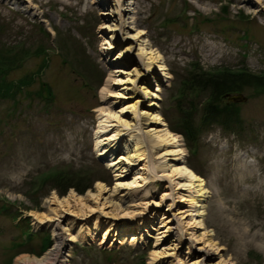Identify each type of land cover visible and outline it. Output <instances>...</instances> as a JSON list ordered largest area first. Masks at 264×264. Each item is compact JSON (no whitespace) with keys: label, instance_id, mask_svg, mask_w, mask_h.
Listing matches in <instances>:
<instances>
[{"label":"rangeland","instance_id":"obj_1","mask_svg":"<svg viewBox=\"0 0 264 264\" xmlns=\"http://www.w3.org/2000/svg\"><path fill=\"white\" fill-rule=\"evenodd\" d=\"M10 1L0 0V55L7 57L0 61L5 82L0 96V264H16L19 255L42 256L55 244V231L67 238L72 229L61 227L94 217L100 220L95 237L66 240L51 264H150L153 251L159 255L156 264H173L174 254H166L170 249L164 247L175 243L176 236L155 237L169 213L184 237L194 232L192 237L200 240L196 246L206 243L210 254L205 264H264V88L248 85L237 91L246 97L234 101L240 123L232 129L216 123L202 127L191 150L178 131L177 109L191 99L199 111L207 96L208 91L186 89L185 82L196 72L193 67L264 73V5L245 0H119L122 25L114 38L103 25L117 22L115 13H99L110 10L113 0ZM105 36L113 41L111 47ZM127 45L123 57L116 58ZM141 45L153 50L165 68L150 69L138 79L157 95L155 105H147L150 96H145L140 106L156 110L180 138L186 164L203 179L202 213L192 215L189 191L180 186L183 180L159 167L140 186L144 194L135 196L149 202L128 223L132 231L145 228L139 240L116 242L112 231L100 244L101 230L122 221L114 217L127 210L126 201L119 206L115 196L108 197L115 176L106 163L121 150L97 155L95 130L132 99L102 100L100 90L108 77L118 74L111 72L114 66L131 70ZM104 105L111 107L109 117L98 112ZM142 121L144 127L151 125L145 116ZM158 153L152 155L155 164L168 160L166 155L156 157ZM97 183L106 192L96 195ZM69 193L82 198L68 199L72 205L67 210L58 201ZM43 215L51 220H39ZM194 217L201 219V227ZM186 242L182 239L176 249L180 264H190L200 253L196 248L185 253Z\"/></svg>","mask_w":264,"mask_h":264},{"label":"bare ground","instance_id":"obj_2","mask_svg":"<svg viewBox=\"0 0 264 264\" xmlns=\"http://www.w3.org/2000/svg\"><path fill=\"white\" fill-rule=\"evenodd\" d=\"M5 3H10V0H3ZM118 1L113 0L110 2V10L109 8H102L99 10L100 14H111L115 13L117 22L106 24L104 22V27H107L110 30V37H118L120 35V31H117L120 28V21H118L120 17V8H118ZM246 2H257L260 5H264V0H245ZM130 6V2L125 4V6ZM122 7L121 10H125ZM129 8V7H128ZM115 9V10H114ZM123 22V21H122ZM122 25V24H121ZM109 26V27H108ZM117 29V30H116ZM104 41H107V37H104ZM108 47L113 45V41L109 40ZM129 49L127 46H122L119 50V53L116 54V58L123 57L124 52ZM134 64L131 70L123 69L122 66L117 65L111 68V72L114 73H125L130 74L123 77H119L118 74H112L113 76L108 77L104 85L101 87V99L106 98V96H113L111 102L119 101L116 98H132L131 100L122 102L119 105V108L112 112L111 119L109 115L111 114V107L108 105H104L98 108V112L101 114H107L106 117H109L106 123L100 122L95 130V145L98 147L97 155L106 154L112 156L115 150L119 151L115 156L107 161V166H112L114 168L113 174L115 176V184L114 188L111 192L108 193V197L115 196L117 205L124 204L126 201V209L127 212L123 213V215L115 216V219L121 220L119 223H109L101 230V234L99 235L98 243H104L107 241L110 233L113 231L115 237V241L122 242V240L126 239L129 242H135L139 240L140 231L145 230V228H141L139 231L131 230V225H128L129 222L133 221V219L140 215V213H144V209H146L149 205L148 201L142 200L140 198H136V194L143 195L144 192L142 190L143 183L146 181V177L150 172H153L157 168L167 167L170 169V175H176L183 182L180 186H184L185 190L189 191L188 195L192 203V215H201V200L204 196L203 189V179L201 176L196 174L185 162V158L183 157L184 150L181 148L179 143V137L176 133L171 132L162 116L156 110H144L143 107L140 106L143 102V97L150 96L148 99L147 105L152 106L155 105L156 102L154 98L157 97L156 93L151 91L148 88V85L145 83H138V79L143 76V74H147L150 69H164L162 63L160 62L157 54L151 50L146 49L144 46H139L136 49ZM124 61H126L124 59ZM145 71V72H144ZM152 73V72H149ZM150 78H152V74H150ZM138 83V84H137ZM114 84H122L118 90L112 89ZM158 85V83H157ZM158 87H156L157 89ZM137 94V95H136ZM105 96V97H104ZM110 102V103H111ZM109 114V115H108ZM143 116L148 119L151 125L143 126L142 121ZM112 117L114 119H112ZM106 121V120H103ZM109 121V122H108ZM108 126V127H107ZM144 128V129H143ZM107 132H104L106 131ZM159 152V153H158ZM154 153H158L156 157L168 156V160H164L163 162L155 164L152 155ZM141 161V162H139ZM138 165L136 170H134V165ZM130 174V175H129ZM180 181V180H179ZM179 181H175L178 184ZM96 195H101L106 192V189L102 183L96 184ZM170 190L172 187L170 186ZM170 190L165 193H170ZM172 194V193H171ZM81 196H75L72 193H69L68 197L65 199L58 201L61 203L60 205H66L65 209L69 210V206L72 205L69 203L68 199H81ZM106 198V197H105ZM111 200V199H109ZM108 200V201H109ZM172 200V199H171ZM161 200L159 201L161 203ZM102 204H106V201H102ZM153 203V202H151ZM158 206V204H154ZM59 206V207H61ZM60 209V208H59ZM72 210V208H71ZM63 212L64 209L62 208ZM156 211V208L150 213ZM89 213H87L88 215ZM60 215V214H58ZM86 216V215H85ZM154 215L149 214L147 218H153ZM172 213L169 215H165V219L163 221L164 229L158 230V234H156V239H159L162 236L169 235L170 233L176 236V242H170L165 245L164 248L170 249L167 250L166 254H174L175 261L173 264H180L181 257L178 253H176V249L178 248L179 242L182 239L187 240L185 244V253L189 252L190 248H196L199 250V254L194 256L190 261V264H205V261L209 257L210 252L208 251V247L206 248V243L203 244V240H201L202 245H195L197 241L200 242L199 237L197 235L192 237L194 232H189L191 235L184 237L180 228L177 225L172 224ZM43 218L44 220H51L46 215H43L39 218V220ZM55 219V217H53ZM73 219V218H72ZM95 221H90L89 219L83 220L82 222L74 225L72 221L68 222L67 225H64L63 229L71 230L69 233V237L64 238L61 234L60 230L55 231L56 242L55 244L45 252L42 256H18L15 257L16 264H51L52 260L56 255H58L61 251V248L66 245V240H76L78 238L84 239L86 236L89 238H94L98 229V222L100 221L97 217H94ZM89 220V221H88ZM194 217L193 221L196 222L197 227H201L203 225L201 219H197ZM72 222V223H71ZM176 223V222H175ZM142 224V221L140 222ZM124 226H127L124 227ZM138 228V225L135 227ZM206 239H204L205 241ZM172 250V251H171ZM155 251L152 252V259L150 264H156L159 255H157ZM67 255V253H65ZM58 260V259H57ZM61 262L66 260L65 257L59 259ZM61 264V263H56ZM218 264V263H216ZM224 264H228L227 262Z\"/></svg>","mask_w":264,"mask_h":264},{"label":"trees","instance_id":"obj_3","mask_svg":"<svg viewBox=\"0 0 264 264\" xmlns=\"http://www.w3.org/2000/svg\"><path fill=\"white\" fill-rule=\"evenodd\" d=\"M0 57H2L0 61H6L7 57H4L3 54ZM191 69H195L196 72L189 76L188 81L185 82L187 91L190 93L208 91V93L201 103L199 111L196 108L197 103L191 99L187 106L177 108L180 123L178 131L184 136L186 147L189 150L202 132V127L205 128L209 124L216 123L223 129H232L240 123L241 119L234 101H220L225 93L237 92L248 85L264 88V73H251L246 69L223 68L213 72L204 71L201 68L196 69V67ZM3 83H5L3 77H0V96L3 95ZM64 179H68V175Z\"/></svg>","mask_w":264,"mask_h":264},{"label":"water","instance_id":"obj_4","mask_svg":"<svg viewBox=\"0 0 264 264\" xmlns=\"http://www.w3.org/2000/svg\"><path fill=\"white\" fill-rule=\"evenodd\" d=\"M224 96L227 101H244L246 99L241 92H227Z\"/></svg>","mask_w":264,"mask_h":264}]
</instances>
